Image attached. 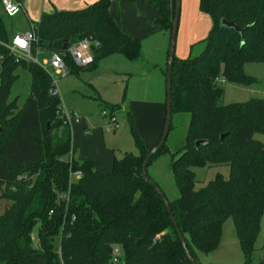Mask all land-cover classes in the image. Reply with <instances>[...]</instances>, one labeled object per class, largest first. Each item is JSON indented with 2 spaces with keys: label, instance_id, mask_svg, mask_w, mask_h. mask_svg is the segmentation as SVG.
Masks as SVG:
<instances>
[{
  "label": "trees",
  "instance_id": "obj_1",
  "mask_svg": "<svg viewBox=\"0 0 264 264\" xmlns=\"http://www.w3.org/2000/svg\"><path fill=\"white\" fill-rule=\"evenodd\" d=\"M112 1L42 15L34 25L32 54H64L68 75L95 69L114 54L141 59L142 39L123 33L110 13ZM143 1L158 11L153 22L158 30L171 33L175 7L171 14L164 0ZM197 7L212 26L199 56L174 57L172 64L171 112L186 113L190 121L183 148L171 162L179 197L169 206L190 256L193 248L203 254L216 249L223 221L231 218L244 264H250L264 213V144L254 139L256 133L264 135V100L221 105L223 87L216 81L243 86L255 81L243 65H264V0H198ZM222 20L234 22L241 33L223 30ZM12 37L0 16V201L6 202L0 213V264H110L115 247L123 264H191L161 197L141 177L150 151L129 115L139 154L114 159L111 173L102 174L73 148L60 98L50 94L49 75L33 62L15 63L7 49ZM83 39L94 41L93 64L86 69L66 54ZM18 68L30 75L22 106L10 99ZM118 109L112 105L110 112ZM59 129L62 136L54 137ZM200 140L207 144L195 147ZM221 165L228 166V179L216 175L195 189L193 168ZM70 171L81 178L69 185ZM61 193H68L66 213Z\"/></svg>",
  "mask_w": 264,
  "mask_h": 264
},
{
  "label": "rangeland",
  "instance_id": "obj_2",
  "mask_svg": "<svg viewBox=\"0 0 264 264\" xmlns=\"http://www.w3.org/2000/svg\"><path fill=\"white\" fill-rule=\"evenodd\" d=\"M165 1V0H164ZM175 0H169L167 6L174 7ZM131 3V2H130ZM121 2L112 4V14L124 22L134 25L132 18L134 8L132 4ZM198 0H180L178 27L174 54L177 59L187 56L197 57L204 48L203 39L211 29L212 22L208 15L199 13ZM173 12V10H172ZM171 12V14H173ZM0 16L9 35L24 34L30 30L20 9L8 15L3 11L0 2ZM153 27V25H151ZM156 30V29H155ZM142 49L143 60L131 62L119 55H110L99 61L95 69L79 70V74H69L56 81V89L63 111L71 113L87 121V127L73 124L71 129L72 143L79 155L94 162L102 174H110L114 159H120L124 154L138 155L132 133L130 132L129 117L133 127L139 134L145 148L151 151L162 135L166 106L165 76L169 61L170 33L150 31ZM203 37V39H202ZM189 45L187 56H181L183 43ZM186 48V46H185ZM184 48V49H185ZM187 53V52H186ZM183 57V58H182ZM39 61L49 59L48 54L40 55ZM15 60V59H14ZM20 61L17 63H21ZM26 62V61H25ZM16 63V62H15ZM244 74L255 81L249 86L228 84L217 80L216 84L223 87V94L219 104L230 105L246 103L252 99L264 100V65L250 63L243 65ZM18 78L12 85L10 99H17L22 106L30 92V75L18 68ZM50 77V76H49ZM112 105L120 109L115 113L117 129H110L109 119L102 116V112L110 113ZM169 134L165 140L163 150L155 156L146 168V174L161 192L168 203H175L179 197L178 190L171 171V162L182 150L187 135L190 116L186 113L173 112ZM159 125L158 138L154 137L153 126ZM140 128V129H139ZM54 137H61V129L52 133ZM143 135V136H142ZM156 139V140H153ZM254 139L264 144V135L256 133ZM81 151L83 154H81ZM65 158H68L65 157ZM195 174V189L206 187L209 181L220 175L229 177L226 165L193 168ZM137 196H139L137 194ZM6 202L0 201V213ZM260 228L256 236L250 264H264V213L260 218ZM38 225L31 234L32 245L36 246ZM219 246L208 254H203L194 248L192 256L197 264H244V256L236 236L235 226L231 218L223 221ZM120 264L123 258L120 253Z\"/></svg>",
  "mask_w": 264,
  "mask_h": 264
},
{
  "label": "built area",
  "instance_id": "obj_3",
  "mask_svg": "<svg viewBox=\"0 0 264 264\" xmlns=\"http://www.w3.org/2000/svg\"><path fill=\"white\" fill-rule=\"evenodd\" d=\"M1 6L4 12H6L8 15H12L15 13L16 10L21 8V4L17 3L13 0H1ZM30 30L27 31L24 34H15V36L12 37L10 44L7 45V49L10 53V55L15 59V62L20 61H26V62H33L36 65H38L44 73L50 76L52 87L50 88V94L53 96L58 95V90L56 89V81L59 78H63L64 76H67V67L65 62L64 54L60 55L57 53H47L49 56V59L39 61V56L43 55L45 53L36 51V53L33 55L31 52V47L34 43H36V31L35 27L33 25H30ZM94 44V41L91 39H83L80 40L77 44H74L70 46L67 49V56L71 58L74 65L77 68H83L86 69L90 67L93 64V56L91 53V47ZM217 82V81H216ZM221 82H224L221 80ZM116 112H110L107 114L105 111L102 112L103 117H107L109 119L110 123V129L115 130L117 125V119L115 118ZM61 116L64 119V125H66L70 132L72 129L73 124L79 125L82 121L81 118L77 117L76 115H72L71 113H66L63 111ZM70 155L68 156V159L70 158ZM81 178L80 172H69V185L77 181ZM59 202H65V213L67 211V206L69 202L68 193H61L58 195ZM52 214V211L50 212ZM72 221L75 220V217L72 216ZM120 252L117 247L113 249L112 251V259L110 264H120V258H119Z\"/></svg>",
  "mask_w": 264,
  "mask_h": 264
},
{
  "label": "crops",
  "instance_id": "obj_4",
  "mask_svg": "<svg viewBox=\"0 0 264 264\" xmlns=\"http://www.w3.org/2000/svg\"><path fill=\"white\" fill-rule=\"evenodd\" d=\"M95 1L96 0H22L20 12L24 16V19L26 20L27 25L29 27L30 25L34 26L36 23H38L41 16L46 13L50 14V13L61 12V11L74 12V11L86 8L87 6L91 5ZM118 1L121 2L122 4L129 2L128 0L112 1L109 7L110 13L112 17L121 25V29L123 33H125L127 36H129L132 39H136V38L142 39L141 40V55H142V52H143L142 49L144 48L146 39L149 38L151 35V33L149 32L153 30L157 31V33L163 32V31L158 30V25L156 23H153L156 19L159 18V13L156 9H153L147 6L143 0H135L133 3L129 2L130 4H132V8H134V16L132 18V23L134 25H130L128 24L127 21L124 20L123 22L122 20L119 19V17H114V15L112 14V4L117 3ZM165 2L169 3V0H165ZM167 7L169 8V11L172 12L174 7L171 6V4ZM151 25H153V27ZM15 34H12V36H15ZM202 36H206V35H202ZM190 44H192V42L187 43V45L183 43L181 47L182 49H180V54H182L181 56L183 57L187 56L190 50L189 48ZM114 55H118V54H114ZM141 59L143 60V55L141 56ZM141 59L131 61V62H140ZM82 123H83L82 125L83 128L87 127L86 120L82 119L80 124ZM153 132H154L153 138L157 139L158 134L160 133L158 124L153 126ZM156 139H153V140H156ZM71 143H72V140H71ZM72 146L78 152L77 148L73 145V143H72ZM81 154H83L82 151H81Z\"/></svg>",
  "mask_w": 264,
  "mask_h": 264
},
{
  "label": "water",
  "instance_id": "obj_5",
  "mask_svg": "<svg viewBox=\"0 0 264 264\" xmlns=\"http://www.w3.org/2000/svg\"><path fill=\"white\" fill-rule=\"evenodd\" d=\"M179 3H180V0H175L174 2V7H175V10H174V16H173V19H172V28H171V33H170V46H169V51H168V54H169V61H168V64H167V72H166V76H165V85H166V106H165V114H164V117H165V120H164V124H163V128H162V135H161V138L159 140V143L145 156V158L143 159V162H142V168H141V177L142 179H145L155 190V192L157 193V195H159L164 203V206H165V209L168 211L170 217H171V222H172V225L175 226V229H176V233L178 234V239L179 241H181L182 245H183V248H184V252H185V255L187 256L189 262L191 264H196L194 258H192V256H190L189 254V251L187 249V246H186V243L183 239V236L179 230V227L176 225V221L174 219V217L172 216V210H170V206H169V203L165 197V195L161 192V190L159 189V187L151 180L149 179L147 176H146V168L148 166V161L151 159V157L153 155H155L156 153L159 152V150L161 149V147L164 145L165 143V140L169 134V128H170V124H171V120H172V112H171V74H172V64H173V61H174V57H175V54H174V45H175V41H176V33H177V27H178V16H179V10H180V7H179ZM221 28L223 30H227V31H236L237 33H241V30L237 28V26L235 25V23H230L228 21H225V20H222L221 22ZM1 132V130H0ZM226 136V134L224 135H221V138H224ZM207 144V141H197L195 143V147H204L205 145Z\"/></svg>",
  "mask_w": 264,
  "mask_h": 264
}]
</instances>
